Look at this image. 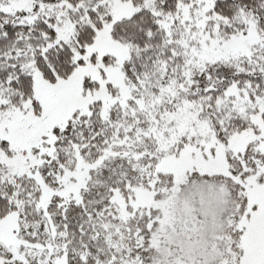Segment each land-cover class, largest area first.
Wrapping results in <instances>:
<instances>
[{
	"label": "snow or ice",
	"instance_id": "6c2138e0",
	"mask_svg": "<svg viewBox=\"0 0 264 264\" xmlns=\"http://www.w3.org/2000/svg\"><path fill=\"white\" fill-rule=\"evenodd\" d=\"M0 264H264V0H0Z\"/></svg>",
	"mask_w": 264,
	"mask_h": 264
}]
</instances>
